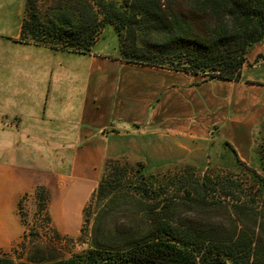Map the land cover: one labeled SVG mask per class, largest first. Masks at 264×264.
I'll return each instance as SVG.
<instances>
[{
  "label": "crops",
  "instance_id": "obj_1",
  "mask_svg": "<svg viewBox=\"0 0 264 264\" xmlns=\"http://www.w3.org/2000/svg\"><path fill=\"white\" fill-rule=\"evenodd\" d=\"M25 16L26 0H0V250L20 240L19 204L52 175L63 182V202L72 192L63 205L70 219L83 206L78 191L110 158L148 171L207 168L213 145L231 151L228 141L252 160L264 131V39L239 80L206 78L125 62L118 49H98L100 40L82 52L22 38Z\"/></svg>",
  "mask_w": 264,
  "mask_h": 264
},
{
  "label": "trees",
  "instance_id": "obj_2",
  "mask_svg": "<svg viewBox=\"0 0 264 264\" xmlns=\"http://www.w3.org/2000/svg\"><path fill=\"white\" fill-rule=\"evenodd\" d=\"M26 11L22 38L90 52L107 23L125 62L206 78L239 80L264 39V0H77L44 12L26 0ZM225 146L250 171V185L211 167L148 173L141 161L110 158L82 209L84 253L66 257L32 239L26 260L0 250V264H264V150L260 173Z\"/></svg>",
  "mask_w": 264,
  "mask_h": 264
},
{
  "label": "rangeland",
  "instance_id": "obj_3",
  "mask_svg": "<svg viewBox=\"0 0 264 264\" xmlns=\"http://www.w3.org/2000/svg\"><path fill=\"white\" fill-rule=\"evenodd\" d=\"M75 1L77 0H37V5H39L41 11L44 12L45 9H47L49 6L52 7L57 4L72 5ZM84 1L89 3L93 2L94 0ZM114 1L119 2L121 0ZM42 17H44V15ZM118 37L119 36L116 33L114 26L107 23H102L101 36H99L98 38L100 42L97 45V48L106 49L112 54H114L116 52V49H118V53L120 54V43ZM223 147L226 148L225 143H223ZM219 148L222 149V147L219 145H213V150L210 153V164L208 165V167H211L216 172H220L223 174L229 172L233 173L236 178L242 180L245 184L250 185V171L236 162L235 157L232 154L233 152L224 149L219 151ZM263 150L264 131L261 132L260 135H257V137L255 138L252 153L253 157L252 160L247 163L250 166L254 167V169L259 171L260 173H263L259 159L261 154H263ZM183 165L185 164H174L151 171H146L148 173L158 171L161 172L166 171L170 168H175L178 166L181 167ZM196 167L199 174H202L203 171L207 169L198 168V166ZM98 181L99 176L93 178V185L89 187L87 192L84 191V188L82 189V191H78V194L83 199V206H81L79 210L76 209V214H71L70 219H68L69 217H66L63 208L65 205H68L70 197L69 195L72 192H68L65 195L68 203L65 201L63 202V200L60 199V190H62L60 186H63V182H56L55 175L51 176V182L49 184L38 183L34 187V191L32 192V194L26 195L21 204H19L20 213L23 217V224L25 227L22 237L10 249L1 250L7 252L10 257L16 260H26L29 253V247L32 246L31 243L29 244V241L35 239V245L41 244L43 246H56L57 248L61 249L66 257H71L76 253H84L87 250L89 243L87 241V236H84V241L78 239V236L81 233V227L83 225L82 209L90 200L94 188L98 185ZM66 186H68V184ZM25 234L28 236L26 247L19 244ZM228 262H230V260Z\"/></svg>",
  "mask_w": 264,
  "mask_h": 264
}]
</instances>
